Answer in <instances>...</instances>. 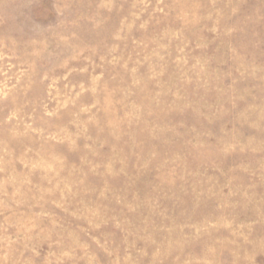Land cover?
Masks as SVG:
<instances>
[{
	"label": "rangeland",
	"instance_id": "rangeland-1",
	"mask_svg": "<svg viewBox=\"0 0 264 264\" xmlns=\"http://www.w3.org/2000/svg\"><path fill=\"white\" fill-rule=\"evenodd\" d=\"M0 264H264V0H0Z\"/></svg>",
	"mask_w": 264,
	"mask_h": 264
}]
</instances>
